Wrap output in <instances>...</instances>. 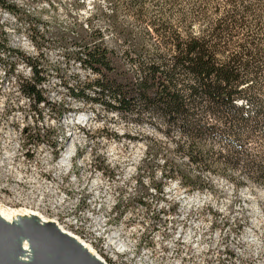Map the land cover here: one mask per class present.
<instances>
[{
  "label": "rangeland",
  "instance_id": "obj_1",
  "mask_svg": "<svg viewBox=\"0 0 264 264\" xmlns=\"http://www.w3.org/2000/svg\"><path fill=\"white\" fill-rule=\"evenodd\" d=\"M7 1L17 11L0 9L2 208L56 221L106 264H264V188L227 170L200 173L208 186L189 192L178 179L160 175L165 161L198 174L175 152V138L165 137L161 123L145 113L119 116L68 97L62 84L93 76L65 63L63 50L77 47L59 34L72 37L90 18L88 27L101 29L106 45H114L113 29L101 14L110 15L118 0ZM125 27L144 35V24ZM16 53L46 75L42 91L52 110L35 108L18 90L31 74ZM66 108L72 111L59 115Z\"/></svg>",
  "mask_w": 264,
  "mask_h": 264
},
{
  "label": "trees",
  "instance_id": "obj_2",
  "mask_svg": "<svg viewBox=\"0 0 264 264\" xmlns=\"http://www.w3.org/2000/svg\"><path fill=\"white\" fill-rule=\"evenodd\" d=\"M0 9L17 11L7 0H0ZM101 16L113 29L110 47L101 29L88 27L90 18L72 37L59 34L77 47L63 50L65 63L93 76L62 84L71 101L124 117L145 113L161 123L165 137L175 138V152L198 174L165 161L160 175L178 179L189 192L208 186L200 173L227 170L264 188V0H118ZM138 23L145 25L143 36L125 27ZM16 56L31 74L18 83L22 96L35 108L54 107L42 91L46 75L32 59Z\"/></svg>",
  "mask_w": 264,
  "mask_h": 264
},
{
  "label": "bare ground",
  "instance_id": "obj_3",
  "mask_svg": "<svg viewBox=\"0 0 264 264\" xmlns=\"http://www.w3.org/2000/svg\"><path fill=\"white\" fill-rule=\"evenodd\" d=\"M68 155L65 154L61 159V166L67 163ZM0 225L4 226L6 232L3 234L9 236L10 239L7 240L8 246H17L19 248V252L16 255L9 254L10 262H24L25 264H29L33 260L34 250L30 247L29 241L23 238L26 234L27 229H29L30 233H34V228H40V230H48L53 233L60 241L66 242L69 241L77 246L83 257L91 264H106L103 259H100L96 254L97 252L93 250V248L84 242L82 239H77L70 232L65 231L62 226L59 225L54 220H49L43 217L38 212L32 210H18V209H6L2 208L0 205ZM82 240V241H81ZM2 246L6 249H10L7 245L4 244V240L2 236L0 237V248ZM96 252V253H95ZM47 260H52L53 254H47ZM81 257V258H83ZM28 258V259H26ZM49 258V259H48ZM34 261V260H33ZM103 261V262H102Z\"/></svg>",
  "mask_w": 264,
  "mask_h": 264
},
{
  "label": "water",
  "instance_id": "obj_4",
  "mask_svg": "<svg viewBox=\"0 0 264 264\" xmlns=\"http://www.w3.org/2000/svg\"><path fill=\"white\" fill-rule=\"evenodd\" d=\"M4 232H6V229L0 225V237L2 236L4 244L10 248L6 249L3 246L2 249L0 248V264H25L24 262H10L8 255L18 254L19 248L14 245L8 246L7 240L10 237L4 235ZM33 232L29 234L30 231L27 229L26 234L28 233V235L23 236V238L29 241L30 247L34 250V261L32 260L29 264H91L83 257L80 249L73 243L60 241V239L48 230L34 228ZM48 253L53 254L52 260H47Z\"/></svg>",
  "mask_w": 264,
  "mask_h": 264
}]
</instances>
